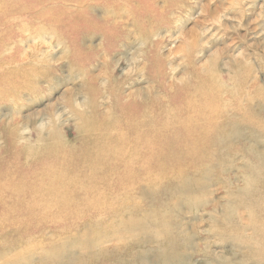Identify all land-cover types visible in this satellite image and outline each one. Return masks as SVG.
Masks as SVG:
<instances>
[{
  "label": "rangeland",
  "instance_id": "obj_1",
  "mask_svg": "<svg viewBox=\"0 0 264 264\" xmlns=\"http://www.w3.org/2000/svg\"><path fill=\"white\" fill-rule=\"evenodd\" d=\"M155 1L164 15L169 14L168 23L158 30L150 29V18L146 20L150 26L139 29L127 13L117 17L98 0L84 7L73 3L65 6L68 14L80 12L88 21L77 32H66L68 42L60 36V27L55 31H22L21 35L6 40L1 50L0 74L12 73L7 83L0 81V156L13 154L11 147L34 146L36 132L46 138L56 125L77 153L68 156L64 149L60 150L57 159L49 158L48 163L53 165L57 160L64 168L71 164L66 168V176L84 173L82 147L92 139L90 134L78 138V125L83 116L111 114L113 83L119 85L124 95L143 89L142 94H135L139 99H148L150 95L165 99L169 93L178 92L182 85L195 87L199 80L208 77L209 71V75H214L219 68H230L234 59L247 63L251 72L243 75L242 80L232 81L230 85L234 83L235 87L227 86L218 78L214 90L206 86L203 92L233 113L234 121H241L242 115L249 116L248 121H241L245 123V135L249 136L250 131L260 126L264 119L261 109L264 88L251 92L250 87L255 81L264 86L261 67L264 64V0H172L170 6V0ZM108 28L112 29L111 34ZM153 54L161 64L157 75L152 73ZM201 66L204 72L198 74L196 69ZM91 89H99L96 96ZM244 143L264 152V135L247 137ZM248 162L251 160L247 157H239L231 165L217 166V162L210 161L208 164H215L212 168L203 175L193 176L189 184H179L175 190L169 183L159 192H149L145 186L141 194H136L135 201L142 206L156 204L159 199L164 202L171 213L173 227H181L175 229L177 240L157 242L146 235L142 243L130 239L127 243L106 242L103 250L112 256L120 252L118 264H159V254L164 248L172 250L174 258L184 256L180 262L173 260L169 264H216L222 257L231 264H261L249 253L250 244L237 240L218 220L227 213L231 190L243 185L239 171L245 170ZM205 165L198 171L202 173ZM223 168L229 176L228 182L221 177ZM8 179L11 183L7 187L18 190L17 183L23 176ZM3 180L4 177L0 178ZM247 207L248 203L242 200L236 202L240 220L236 227L250 236L253 227L249 221L256 213ZM129 209L134 212L135 208ZM124 220L134 219L128 216ZM118 222L123 221H111L113 225ZM92 223L87 219L82 227H71L61 233L92 235L97 231ZM61 233L53 226L43 231L34 228L20 249L0 255V264H46L47 252L42 249L48 241H58ZM142 233L135 231L134 235L139 238ZM58 248V264H76L96 256L93 248H86L78 241ZM28 252H33L29 262L18 258Z\"/></svg>",
  "mask_w": 264,
  "mask_h": 264
},
{
  "label": "bare ground",
  "instance_id": "obj_2",
  "mask_svg": "<svg viewBox=\"0 0 264 264\" xmlns=\"http://www.w3.org/2000/svg\"><path fill=\"white\" fill-rule=\"evenodd\" d=\"M92 1L98 0H0V63L6 40L21 35L22 31L29 33L30 30L37 32L60 27V36L68 42L66 32L75 33L88 21L80 12L68 14L65 6L73 3L84 7ZM100 2L117 17L127 13L139 29L151 25L150 29L158 30L168 23L169 14L164 15L155 0ZM171 3L172 0L168 5ZM149 18L150 25L146 21ZM108 31L110 33L112 29L108 28ZM155 54L151 66L152 73L157 75L161 64ZM229 65L230 68H219L214 75H209V71L208 77L199 80L195 87L180 86L178 92L169 93L165 99L151 95L148 99H139L136 95L142 94L143 89L124 95L119 85L113 83L110 86L113 98L111 114L83 116L78 125L77 137L90 134L88 136L92 139L82 147L84 173L66 176V168L71 164L64 168L57 160L52 162L53 165L48 163L50 159H57L60 150L64 149L68 156L77 153L56 125L46 138L36 132L37 143L34 146L11 147L9 150L13 154L0 156V178L5 179L0 181V255L20 249L34 228L43 231L53 226L61 233L71 227H82L87 219L93 222L96 233H61L58 241H48L42 249L47 252L46 264H58V247L76 241L96 252L95 257L76 264H118L120 252L116 249L113 256L108 254L102 248L106 242L123 240L127 243L130 239L142 243L147 235L157 242L164 239L173 243L178 238L175 229L181 227H173L171 213L165 208V203L159 199L156 204L142 206L135 201L136 194H141L145 186L149 192H159L166 189L164 184L168 183L173 184L171 187L175 190L179 184H189L196 174L203 175L215 165L213 161L218 163L217 166L231 165L237 158L247 157L251 163L239 171L243 185L231 190L227 213L219 216L218 220L237 240L249 243V253L257 262L264 264V152L260 153L254 145L244 143L247 137L264 135V119L247 136L243 131L245 123L241 121H248L249 116L242 115L241 121H234L233 113L218 104L216 98L207 97L203 92L206 86L214 90L219 79L227 86L235 87L234 83L230 85L232 81L242 80L243 75L251 72L247 63L237 59ZM261 67L264 69V64ZM196 72L202 74L203 67L197 68ZM3 73L0 81L7 83L12 71ZM261 87L264 88L255 81L250 89L253 92L261 90ZM98 90L91 89V92L96 96ZM90 102L93 103L92 100ZM261 109L264 110V100ZM210 161L212 163L208 164ZM202 165L205 169L202 167L201 173L198 169ZM225 169L221 170V177L228 182ZM18 176H23L17 183L20 187L10 190L8 178ZM240 200L248 203L247 208L256 213L249 221L253 227L250 236H245L236 227L240 221L236 202ZM131 207L135 208L132 209L134 212H129ZM128 216L134 220L125 221ZM114 220L123 222L113 225L111 221ZM135 231L143 233L138 238ZM173 253L172 250L161 249L157 263L183 260L184 256L174 258ZM32 254L28 252L18 258L29 262ZM216 264L231 263L222 257Z\"/></svg>",
  "mask_w": 264,
  "mask_h": 264
}]
</instances>
